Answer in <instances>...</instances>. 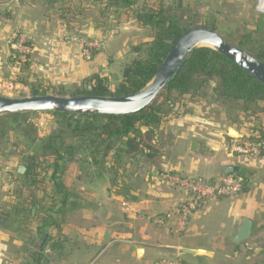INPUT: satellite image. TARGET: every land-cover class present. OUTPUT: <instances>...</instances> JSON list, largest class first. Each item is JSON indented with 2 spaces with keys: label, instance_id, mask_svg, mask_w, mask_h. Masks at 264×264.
Wrapping results in <instances>:
<instances>
[{
  "label": "trees",
  "instance_id": "trees-1",
  "mask_svg": "<svg viewBox=\"0 0 264 264\" xmlns=\"http://www.w3.org/2000/svg\"><path fill=\"white\" fill-rule=\"evenodd\" d=\"M91 1L98 5L95 7L99 11L101 27L106 26L111 18L120 23L124 16H131L141 27L151 30L150 41L132 47V57L123 66L121 79L114 88L96 73L88 76L81 87L70 94L63 90L49 94L51 87L37 79L29 85L32 97H122L134 94L152 80L184 33L195 27L217 32L219 22L216 18L223 13L219 10L211 12V23L199 26L194 19L200 18V15L184 0H173L170 4L161 2L156 8L140 6L142 0ZM61 2L64 7H60L58 13L62 18L69 17L66 25L70 24L72 17L79 19L78 15L85 16L86 10L80 12V7H76L73 1L51 0L50 4L56 9L58 6L55 5ZM5 15L8 17L10 14L7 11ZM203 19L207 20L206 17ZM262 23L264 25V16L259 18L256 30L241 33L235 46L264 63V37L259 34L263 29ZM25 63L29 66L30 62L27 60ZM163 95V100L159 101ZM191 102H210L219 112L221 110L225 116L232 117L234 123L242 118L249 134L243 139L264 143V85L227 57L206 47L193 51L153 104L136 114L102 116L43 112L53 116L55 124L52 132L44 138L37 136V128L31 120L38 113L0 116V139H4L9 132L17 134L11 149L20 154V166L26 167L25 174L17 175L20 187L11 194L16 200L2 216V226L14 230L12 225L16 223L19 225L16 231L20 234H31L28 220L33 217V211L37 216L40 208L45 216L35 231L32 245L36 252L31 261L23 264H50L52 261L60 264L65 256L63 251L60 252L64 246L54 240L49 230L60 231V217L64 218V210L90 206L77 191L65 184L70 165L78 164L83 173L79 180L108 178L111 191L126 200L137 201L132 193L136 184L132 181L135 175L131 173L130 166L142 158L151 161L158 156L156 142L168 141L162 138L166 125L173 116L183 113L181 109L187 111L184 107ZM166 134L169 133L166 131ZM233 175L242 180L240 194L248 193L250 175L244 171ZM40 194L42 198L38 197ZM44 202L47 210H44ZM46 250L51 254H47Z\"/></svg>",
  "mask_w": 264,
  "mask_h": 264
},
{
  "label": "rangeland",
  "instance_id": "rangeland-1",
  "mask_svg": "<svg viewBox=\"0 0 264 264\" xmlns=\"http://www.w3.org/2000/svg\"><path fill=\"white\" fill-rule=\"evenodd\" d=\"M30 1L9 0L4 7L10 15L6 18L8 23H0V96L31 97L29 85L34 84L37 79H41L51 87L49 94L62 90L70 94L81 87L88 76L96 73H99L114 88L119 83L123 66L132 57L130 54L132 47L141 44L139 42H144L139 38H130L129 29L125 23L122 25L113 20L112 23L101 27L100 24L97 25L82 17L79 23L70 20V24L66 25L58 19L53 7L37 2V4H29ZM184 1L186 4L189 3L187 0ZM211 1L213 8L205 4L191 7L200 15V18L194 19L196 24L208 25L213 19L210 14L215 10L223 12L216 18L219 22L217 32L234 46L237 44V39L241 37V33L247 34L248 31L256 30V24L260 18L258 16L260 14L264 16L257 9L258 0H237L241 6L232 3L217 6L218 3ZM23 3L25 6L22 7ZM204 17L207 20L204 21ZM87 18H90L89 15ZM64 20L68 21L69 17ZM113 25L117 28L111 30ZM259 34L264 37V25ZM27 60L30 62L29 66H26ZM22 80L23 83H21ZM163 98L164 95L159 101ZM184 110L187 111L181 109L183 113L180 116H173L166 125L162 138L168 141L156 142L158 156L151 161L142 158L141 161L130 166L131 173L135 175L134 179L139 182L150 181L156 172L158 175L176 174L211 180L209 177L222 172L223 166L229 163L236 164L241 159L243 165L253 166L255 172H258L256 176L257 188H260L258 196L262 194L264 185L262 186L261 181H264V177L261 175L264 174L260 175L259 172L264 170V157L254 156L251 153H238L231 149L233 144L247 141L244 140L246 136H249L247 127L244 125L245 121L239 118V122L234 123L232 117L225 116V112L223 114L221 110L219 112V109L210 102H191L184 107ZM31 120L37 128L39 138L46 137L55 128L54 118L48 113H38L32 116ZM166 131L169 134H166ZM16 135L9 132L4 139H0V150H3L0 151L2 154L0 161L4 160L7 163L6 166L11 168L8 178L6 179L5 176L0 181V200L9 198V192L17 191L18 186L20 187L17 178L20 154L11 149L13 148L12 140ZM191 141L197 142L196 151L191 150ZM69 168L65 179L67 186L77 192L81 190L83 200L91 202L97 211H101V215L108 214L113 217L115 204L99 195L98 192L81 187L83 179L79 180L78 177L83 173L80 172L78 164L70 165ZM223 175H225L224 172L219 177ZM135 189L137 190V187ZM135 189H132V193ZM240 195L226 197V199H235ZM212 201L216 199L208 202ZM208 202L201 204L192 214ZM225 206L207 208L202 220L200 219L207 225L210 239L211 236L219 233L217 223L224 225V214L227 211ZM122 207L126 209L127 204H123ZM204 216L208 217L207 221L203 220ZM257 224L259 225V222ZM258 233L255 238L258 237ZM200 238L207 237L204 235ZM210 242L213 241L210 240ZM223 249L231 251L233 247L228 246Z\"/></svg>",
  "mask_w": 264,
  "mask_h": 264
},
{
  "label": "crops",
  "instance_id": "crops-1",
  "mask_svg": "<svg viewBox=\"0 0 264 264\" xmlns=\"http://www.w3.org/2000/svg\"><path fill=\"white\" fill-rule=\"evenodd\" d=\"M50 1L31 0L28 3H44L46 6L52 7ZM65 1H73L76 7H80V12L82 9H85L84 18L95 22L97 25L99 24L101 19L99 11L95 7L98 5L95 2L91 0ZM187 1L191 7L200 4L210 5V8L214 7L211 0ZM161 2L170 4L173 3V0H142L139 5L156 8ZM214 2L218 3L217 6L229 5L231 3L241 6V3H238L239 1L237 0H214ZM23 6H25V3L22 4ZM55 6H58L56 9L54 8L58 19L63 24H66L67 21L61 17V13H58V9L64 7V3L61 2ZM5 13H7V10L3 8V15L7 18ZM88 15L90 18H87ZM78 16L79 19L76 17L70 18L71 22L79 23L83 16ZM262 16L260 14L258 17ZM110 20H108V24L113 21V19L112 21ZM120 21L122 25L125 23V26H128L130 38H139V40H144V42L150 41L152 37L151 30L141 27L133 17L124 16ZM4 22L7 21H0V23ZM116 28L113 25L111 30ZM102 29L106 30V28ZM118 30L120 31V28ZM139 43H143V41ZM120 79L121 77L119 81ZM6 165L7 163L4 160L0 161V181L5 176L6 179L8 178L7 176L11 168ZM228 166H238L241 171L250 175V191L237 196L235 199L220 198L216 199V201L208 202V204H205L200 210L190 216L187 232L180 236L171 234L167 226H158L154 221L156 217L163 216L179 206L187 198V194L181 189L169 186L156 172L150 181L144 180L139 182L134 179L135 177L133 178L132 181L136 184L134 185V189L137 187L138 190L135 189V192L133 191V195L137 198L135 202L126 200L115 194L114 190L111 191L108 178L83 180L81 187L83 189L88 188L92 192H98L99 195L112 201L116 206L115 213L112 215L113 217L108 214L101 215V211H97L91 202H89L90 206L88 207L64 210V221L60 217V231L58 232L56 229L49 230L54 240L59 241L64 246V249L60 250V252L63 251L65 256L59 263L109 264L112 262L116 264H155L158 260L166 258L179 260L185 264H264V192L258 196L260 189L259 187L257 188L258 185L256 183L258 172H255L253 166L248 167L243 165V161L240 159L236 164L229 163L223 166L222 172L211 175L209 179H215L220 174L222 175L223 172L227 174L225 168ZM259 173L260 175L264 174V170ZM261 177H264V175H261ZM261 184L263 186L264 181H261ZM9 193V198L0 200V264H23L24 262L31 261L32 256L36 252L35 246L32 245L35 241L34 238H36L35 231L40 225L39 221L45 218V216L43 215V210L40 208L38 209L37 216L36 212L33 211V217L28 220L29 232L31 234H20L16 231L19 227L16 223L13 224L14 226L12 225L14 230L5 229L2 226V216L4 217L7 208L10 205L13 206L16 200L11 195L13 192ZM78 193L83 198L81 190ZM38 197L42 198V195L40 194ZM125 203L127 204L126 209L122 207ZM44 205V210H47L46 202H44ZM224 205L227 207L225 208L227 211L224 214V225L217 223L219 233L211 236L212 238L210 239L208 228H206L207 225L201 221L203 213L207 208H221ZM204 217L203 220L207 221L208 217ZM244 218L253 221V234L249 241L244 244L235 245L231 239L235 234L236 228ZM257 222H259V225ZM256 233L259 234L257 238H255ZM204 235L207 238L201 239L200 237ZM210 240L213 242H210ZM228 246H232L233 249L231 251L223 249ZM139 249H143L141 256L138 254ZM187 249L195 250L201 256L185 254L184 250ZM46 253L51 254L49 250H46ZM50 264L57 263L52 261Z\"/></svg>",
  "mask_w": 264,
  "mask_h": 264
},
{
  "label": "water",
  "instance_id": "water-1",
  "mask_svg": "<svg viewBox=\"0 0 264 264\" xmlns=\"http://www.w3.org/2000/svg\"><path fill=\"white\" fill-rule=\"evenodd\" d=\"M9 0H0L7 2ZM210 48L227 57L238 67L253 76L264 85V63L248 51L230 44L218 32L204 27H195L184 33L173 45L171 51L160 66L152 80L140 91L122 97L74 96L60 97L55 95L31 96L26 98H9L0 96V116L17 113L59 112L67 114H87L102 116H129L141 112L159 97L167 84L176 76L188 56L199 48ZM197 142L193 141L191 150L196 151ZM26 172L20 166L18 174ZM227 174H239L238 166L225 168ZM254 223L244 218L236 228L231 241L235 245L244 244L252 237ZM185 254L201 256L195 250H184ZM143 254V249L138 250Z\"/></svg>",
  "mask_w": 264,
  "mask_h": 264
},
{
  "label": "built area",
  "instance_id": "built-area-1",
  "mask_svg": "<svg viewBox=\"0 0 264 264\" xmlns=\"http://www.w3.org/2000/svg\"><path fill=\"white\" fill-rule=\"evenodd\" d=\"M7 2H0L1 22L7 21L3 15V8L7 5ZM257 9L264 14V0L257 1ZM231 149L238 153H251L254 156L264 157V143L257 144L247 140L239 144H233ZM160 177L169 186L181 189L187 194V198L179 206L163 216L156 217L154 221L158 226H167L169 232L175 236H180L187 231L190 216L201 204L213 199L238 195L242 190V180L233 174H225L214 180L190 178L176 174H160ZM155 264L185 263L175 259L163 258Z\"/></svg>",
  "mask_w": 264,
  "mask_h": 264
}]
</instances>
